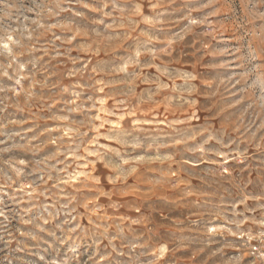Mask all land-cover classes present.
<instances>
[{
    "label": "rangeland",
    "instance_id": "1",
    "mask_svg": "<svg viewBox=\"0 0 264 264\" xmlns=\"http://www.w3.org/2000/svg\"><path fill=\"white\" fill-rule=\"evenodd\" d=\"M0 264H264V0H0Z\"/></svg>",
    "mask_w": 264,
    "mask_h": 264
}]
</instances>
